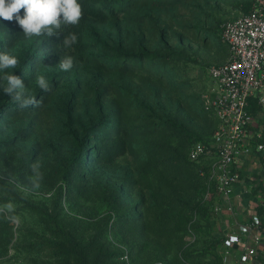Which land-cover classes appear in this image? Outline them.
<instances>
[{
  "label": "rangeland",
  "instance_id": "obj_1",
  "mask_svg": "<svg viewBox=\"0 0 264 264\" xmlns=\"http://www.w3.org/2000/svg\"><path fill=\"white\" fill-rule=\"evenodd\" d=\"M255 1L137 0L119 14L91 16L65 52L36 53V37L0 25V52L19 59L7 71L38 101L21 108L0 87V175L9 176L0 204L10 199L20 217L17 224L0 214V264H61L62 238L48 213L79 238L97 235L116 264H219L215 232L224 224L205 216L212 185L186 156L215 128L204 102L209 68L229 54L208 31ZM65 56L74 58L69 71L58 67ZM41 74L49 92L36 84ZM37 161L41 188L24 198L17 185L30 187ZM238 251L224 264H236Z\"/></svg>",
  "mask_w": 264,
  "mask_h": 264
},
{
  "label": "built area",
  "instance_id": "obj_2",
  "mask_svg": "<svg viewBox=\"0 0 264 264\" xmlns=\"http://www.w3.org/2000/svg\"><path fill=\"white\" fill-rule=\"evenodd\" d=\"M222 34L228 58L209 68L213 87L204 96L218 125L209 141L191 146L189 157L213 183L203 199L213 201L218 223L224 224V262L239 249L236 264H259L264 254V0L224 21Z\"/></svg>",
  "mask_w": 264,
  "mask_h": 264
},
{
  "label": "clouds",
  "instance_id": "obj_3",
  "mask_svg": "<svg viewBox=\"0 0 264 264\" xmlns=\"http://www.w3.org/2000/svg\"><path fill=\"white\" fill-rule=\"evenodd\" d=\"M23 9V16L20 15ZM0 18L5 21H15L22 29L27 40L33 37L58 36L62 27L77 26L83 18V7L79 0H0ZM76 33H68L62 42L64 48H70L77 43ZM19 65V59L11 52H0V84L3 93L11 98L21 108H27L38 104V101L29 93L23 80L14 73L8 72ZM74 66V58L65 56L60 58L58 67L62 71H69ZM36 84L44 92H49L50 85L44 75H37ZM30 187L17 185L18 190L27 198L36 190L41 188L43 172L39 161L30 166ZM9 176L0 175V181L7 183ZM0 214L12 221L19 223L20 217L16 215V205L9 199L8 202L0 204Z\"/></svg>",
  "mask_w": 264,
  "mask_h": 264
},
{
  "label": "trees",
  "instance_id": "obj_4",
  "mask_svg": "<svg viewBox=\"0 0 264 264\" xmlns=\"http://www.w3.org/2000/svg\"><path fill=\"white\" fill-rule=\"evenodd\" d=\"M137 0H79V3H81L83 7V18L81 19L79 25L77 26H65L62 27L61 32L58 36H52V37H36L38 44L34 49V52H40L45 47L50 46L52 50L55 52H65L68 51L70 48H64L62 46V42L64 37L68 33H76L79 42L81 39L82 31L87 26L89 19L91 16H101V15H115L119 14L121 12L130 10L135 2ZM250 10L246 11L249 12ZM20 15L23 16V9L20 12ZM0 25L10 31L14 32H22V29L18 26V24L13 20L11 22L5 21L2 18H0ZM208 38H217L222 39L224 42L223 34H222V28L219 30L211 29L208 31ZM226 43V42H225ZM167 44V43H166ZM227 44V43H226ZM228 46V45H227ZM161 52H155L151 53L147 50H143V53L141 54V57L146 58H157L161 57ZM36 55V54H35ZM34 55V56H35ZM33 56V55H32ZM108 55H106L107 57ZM110 60L117 61V60H124V58L120 55H115L113 57H109ZM35 59V57H34ZM31 67V66H30ZM207 114L214 120L215 122V128L213 132L210 134L209 137L206 138H198L194 140L188 147L186 160L195 168L200 169L203 176H207L206 174H203L201 166L196 163L195 161H192L189 157V150L191 146L197 142V141H203L207 142L211 139L213 133L215 132L218 121L216 118L206 109ZM208 177V176H207ZM211 183V182H210ZM213 185V183H211ZM205 191V190H204ZM201 191L200 195H203V192ZM202 199V197H200ZM204 213L205 216H207L208 219L212 222L211 224L218 223L219 221V215L213 214V201L208 203V206H204ZM213 211H212V210ZM260 215H264V211H260ZM48 218V226L49 228L55 232L59 237L62 238L61 242L57 244L58 247V253L60 256L61 264H116L113 261L114 254L111 253L104 243H102L101 239L98 238L97 235L91 236L89 238H79L76 236V234L62 226L58 220L56 215L54 214H47ZM224 230V225H222V229H217L215 232V235L218 236L220 239L219 245L220 250L215 251V254L217 255L219 259V264H224V255L222 254V249H225L224 247V237L222 231ZM259 264H264V254L260 255Z\"/></svg>",
  "mask_w": 264,
  "mask_h": 264
},
{
  "label": "crops",
  "instance_id": "obj_5",
  "mask_svg": "<svg viewBox=\"0 0 264 264\" xmlns=\"http://www.w3.org/2000/svg\"><path fill=\"white\" fill-rule=\"evenodd\" d=\"M232 224H235V223H232Z\"/></svg>",
  "mask_w": 264,
  "mask_h": 264
}]
</instances>
